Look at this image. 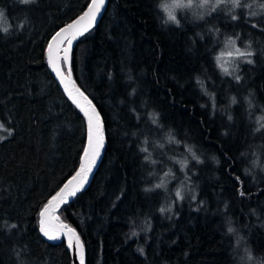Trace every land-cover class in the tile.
Listing matches in <instances>:
<instances>
[{"label": "trees", "instance_id": "trees-1", "mask_svg": "<svg viewBox=\"0 0 264 264\" xmlns=\"http://www.w3.org/2000/svg\"><path fill=\"white\" fill-rule=\"evenodd\" d=\"M160 2L109 0L75 45L74 76L103 117L107 143L89 186L59 214L83 240L86 264H237L229 219L264 257L263 171H244L264 152V128L254 131L264 114V0L180 10L179 26L163 22ZM89 3L0 0V29L10 25L0 31V121L10 131L0 139V264L72 263L65 239L41 233L40 212L78 170L87 121L46 50ZM230 38L251 53L235 73L218 61ZM167 168L166 187L154 188Z\"/></svg>", "mask_w": 264, "mask_h": 264}, {"label": "snow or ice", "instance_id": "snow-or-ice-1", "mask_svg": "<svg viewBox=\"0 0 264 264\" xmlns=\"http://www.w3.org/2000/svg\"><path fill=\"white\" fill-rule=\"evenodd\" d=\"M105 3L106 0H90V3L87 5V10L72 23L67 24L60 31L56 32L55 35L51 37V40L47 45L49 65L52 67L57 77H59L60 82L63 84L68 96L73 100L76 106L87 118L88 144L83 150V158L81 160L79 170L75 172V175H73L66 184H64L63 188H61L54 196H52V198L47 202L40 212V216L42 218L40 222L41 231L51 240L58 239L61 233L65 235L67 237L69 248H75L78 253L79 264H85L84 250L83 243L75 229L69 227L67 224L61 223L53 232L49 230L46 224L53 220H58L59 217L55 216V212L60 207V205L67 203L69 198L74 197L77 192L80 191L87 183L89 174L95 166L101 150L104 147L105 137L103 121L100 117V114L96 110V107L93 105L92 101L89 100L79 88H76L74 82L71 80L72 61L70 52L73 42L90 29ZM247 6L251 7V5ZM165 7L169 12L170 17L175 19L176 17L173 13L177 7L190 8L192 7V3L191 0H189V3L185 5L183 0H175L172 5L166 4ZM260 7H264V5H260ZM212 10L214 11L215 9L213 8ZM253 15H255V13H253ZM4 17L5 16L0 15V20H3ZM3 29L6 31L7 27H3ZM228 43L235 45V41H229ZM236 51L240 56L251 55V53L241 52L239 49ZM229 55H231V53H229ZM250 62L251 61H249V63ZM220 66L225 71V73L228 72L227 68H225L223 64ZM65 67L67 70V75H65ZM237 79H239V77H237ZM69 85H72V87H69ZM232 102L235 103V98H233ZM152 121L153 123L156 122L155 115H153ZM0 127H2V125H0ZM168 139L169 141L173 139L171 133L168 134ZM176 143H179V141H176ZM144 151H147V149H144ZM188 151L191 152L192 150L189 148ZM193 155L195 154L193 153ZM179 163L181 168L185 167L183 161H180ZM161 186L163 185L158 187ZM179 195V192H177V197H179Z\"/></svg>", "mask_w": 264, "mask_h": 264}, {"label": "clouds", "instance_id": "clouds-1", "mask_svg": "<svg viewBox=\"0 0 264 264\" xmlns=\"http://www.w3.org/2000/svg\"><path fill=\"white\" fill-rule=\"evenodd\" d=\"M36 0H20L21 4H30V3H35ZM175 2V0H161V2L157 5V7L159 9H161L164 13V23H172V24H176L177 26H179V20L177 19V15H176V10L177 9H182L181 7H177L174 10V15H175V19H172L169 15V12L167 10V8L165 7V5H172ZM183 3L185 5H187L189 3V0H183ZM191 3L193 5L194 0H191ZM225 3H230L233 5V8H239L241 6V0H200V5L201 7H205L208 5H214V9L216 7H219L221 4H225ZM248 7V6H247ZM183 8H188V7H183ZM6 14V10L4 9H0V15L5 16ZM233 20L238 19L237 16H233L232 17ZM27 21H22L19 25L20 28H23L24 23H26ZM10 27V25H9ZM9 27H7V30L5 31L3 28L0 29V31H3L4 33H7L9 31ZM229 41H235L234 39H231ZM236 43V41H235ZM237 79V77H236ZM240 79V77H239ZM237 79V80H239ZM229 120H231V117H229ZM256 123H257V127L254 129L255 132H259L262 128H264V114L262 115H258L256 118ZM192 151H188L189 153H191L192 158L196 159L199 163H203L202 159L196 155V153L193 151L192 147H189ZM188 148V149H189ZM146 149V148H145ZM142 151H144V149H142ZM193 153L195 155H193ZM242 155H247V153H242ZM253 159H251L249 161L251 167H246L244 169L246 174H253L255 169H260L261 171H264V162H262L261 160V156L259 154V152H254L253 153ZM145 159H151V157H145ZM212 159L215 161V163L218 165L219 164V160L216 157H212ZM180 161H183L185 164V167L188 164V160L187 159H181L178 161V163ZM153 164L156 163V161H152ZM180 164V163H179ZM171 175V170L169 169V171L164 173V177L156 184H154V188H164L166 187V182H167V178L168 176ZM160 185H163L161 187H158ZM151 188H145V191H150ZM177 192H179V197H177ZM175 196L177 198H179L180 200H183L184 196H183V189H178L175 191ZM226 207V205H225ZM173 210L172 205L169 204L167 207L165 206H161L158 211L161 215L165 214L166 212H171ZM198 210V209H196ZM254 214L255 211L253 210ZM14 226V225H13ZM151 230V224H147L142 231H144L145 233H147L148 231ZM226 234L227 235H231L234 238V244H233V253L236 256L237 259V264H264V257L262 256H258L255 254L252 246L250 244L246 243V237L238 230V228L232 224L231 220L229 219L228 221V225H227V229H226ZM132 236H138L139 232L138 231H133L131 233Z\"/></svg>", "mask_w": 264, "mask_h": 264}, {"label": "water", "instance_id": "water-1", "mask_svg": "<svg viewBox=\"0 0 264 264\" xmlns=\"http://www.w3.org/2000/svg\"><path fill=\"white\" fill-rule=\"evenodd\" d=\"M108 1H109V0H106V3H105V5H104V7L101 9V11L99 12V14L97 15V17H96V19H95V22H94V24L90 27V29H89L87 32H85L84 35L78 37V39L75 40V41L73 42V46H72V48H71V52H70V56H71L72 64H73V52H74V48H75L76 43H77V42H78L83 36H85L87 33H89L92 29H94V28L98 25V23L100 22L101 18L103 17V14H104L105 9H106V7H107ZM86 10H87V7L85 8V10H84L80 15H78L76 18H74V19H73L72 21H70L69 23H72L74 20H76V19H77L79 16H81ZM69 23H67V24H69ZM67 24L63 25V26H62L60 29H58L56 32L60 31V30H61L64 26H66ZM56 32H55V33H56ZM55 33H54V35H55ZM54 35H53V36H54ZM50 40H51V39H50ZM50 40H49V42H50ZM48 44H49V43H48ZM46 56H47V60H48L47 50H46ZM48 66H49V68H50L52 74L55 76V78L57 79L58 83L60 84L61 88L63 89L64 93H65L66 96L68 97V99H70V101L76 106V104L73 102V100L68 96L67 92H66L65 89H64L63 84H61V82H60L59 77H57L56 73L53 71V69H52V67L49 65V63H48ZM71 67H72V65H71ZM65 75H67L66 67H65ZM71 80L74 82L75 87H76V88H79L80 91H82V92L88 97V99L92 101L93 105L96 107V110L99 112L100 117H101V119H102V121H103V117H102V115H101V113H100L98 107H97L96 104L93 102V100L87 95V93H85V92L83 91V89L80 87V85L78 84L77 80L75 79L74 72H73V67H72ZM69 87H72V85H69ZM76 107H77V106H76ZM77 108H78V107H77ZM78 109H79V108H78ZM79 111H80V109H79ZM80 112H81V111H80ZM81 113L83 114V112H81ZM83 115H84V114H83ZM84 117H85V116H84ZM85 119H86V121H87V118H86V117H85ZM87 130H88V127H87ZM103 130H104V121H103ZM87 133H88V131H87ZM104 137H105L104 147H103V149L101 150V153H100V155H99V157H98V159H97V161H96V163H95V166L93 167L91 173L89 174V177H88V181H87V183L83 186V188H82L80 191L77 192V194H76L74 197H70L67 203L60 205V207H59V208L57 209V211L55 212V216L59 217V219H58V220H53V221H51L50 223L46 224V226L49 228L50 231H53V232H54V231L56 230V228L59 226V224H61V223H63V224H67L69 227L75 229L74 227L70 226V225L68 224V222H66V221H62V217H61V215L59 214V210H60L64 205L70 203V202H71V201H72V200H73V199H74V198H75L80 192L84 191V190L89 186V184H90V182H91V179H92L94 173L97 171V169H98V167H99V165H100V163H101V161H102V159H103V156H104L105 150H106V143H107V140H106L105 132H104ZM87 144H88V139H87V141H86V146H85V148L87 147ZM82 158H83V154H82V156H81V160H82ZM79 167H80V166H79ZM78 170H79V168H78ZM78 170H77V171H78ZM73 175H75V173H74ZM73 175H72V176H73ZM72 176H71L68 180H70V179L72 178ZM68 180H67L64 184H66V183L68 182ZM64 184L62 185L61 188H63ZM61 188H60V189H61ZM41 211H42V210H41ZM41 219H42V218H41V216H40V222H41ZM40 231H41V223H40ZM75 231H76V233L79 235V233H78V231H77L76 229H75ZM41 233H42V231H41ZM42 234H43V233H42ZM79 237H80V235H79ZM47 238H48V237H47ZM48 239H49V238H48ZM62 239H65L66 244H67V247H68V249H69V251H70L71 259H72V263H71V264H79L78 253H77V251L75 250V248H69L68 243H67V237H66L65 235H63V234L61 233V234L59 235V238H58V239H55V240H51V239H49V240H50L51 242H53V243H58V242L61 241ZM80 240H81L82 243H83L84 260H85V264H86V261H87V260H86V247H85V244H84L83 240L81 239V237H80Z\"/></svg>", "mask_w": 264, "mask_h": 264}, {"label": "rangeland", "instance_id": "rangeland-1", "mask_svg": "<svg viewBox=\"0 0 264 264\" xmlns=\"http://www.w3.org/2000/svg\"><path fill=\"white\" fill-rule=\"evenodd\" d=\"M207 6L205 7H201L200 6V0L199 1H195L192 5V7L190 8H182V9H177L176 12H179L180 10H183L185 12L189 11L194 12L197 10L202 11L204 9H206ZM214 7V5L210 6V9H212ZM3 21L5 22L6 20H0V28L3 26ZM236 41V40H235ZM237 49H239L241 52H245V53H250L249 49L246 48L245 46H243L241 43H239L238 41H236L235 45H231L229 43H226L223 47V49L219 52L218 54V61L221 64L224 65L225 68H227L228 72L230 73H235L239 67L241 66V64L245 61H247L249 59V55H245V56H240L237 54ZM229 53H231V55H229ZM0 125H2V127H0V138H6L8 137L9 133L7 132V127L0 121ZM208 152V150H207ZM261 159H264V152H259ZM169 167V166H168ZM168 169V168H167ZM170 169V168H169ZM169 169L167 171H169ZM171 170V169H170ZM172 172V170H171ZM195 172H191V180H193V176H195ZM258 178H264V171H263V175L262 176H257Z\"/></svg>", "mask_w": 264, "mask_h": 264}]
</instances>
